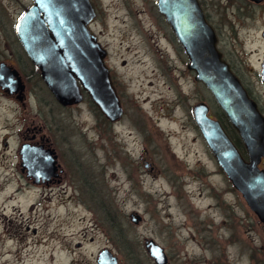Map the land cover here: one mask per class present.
Here are the masks:
<instances>
[{
    "label": "rangeland",
    "instance_id": "obj_1",
    "mask_svg": "<svg viewBox=\"0 0 264 264\" xmlns=\"http://www.w3.org/2000/svg\"><path fill=\"white\" fill-rule=\"evenodd\" d=\"M90 1L89 29L106 51L122 112L110 120L84 90L80 101L61 105L37 85L38 69L26 82L24 107L0 92V264H99L103 250L115 264H157L150 240L165 253L164 264H264V222L192 116L198 101L214 118L219 107L187 68L156 0ZM199 2L218 49L264 114V0ZM31 3L0 0L1 58L16 62L13 23ZM30 116L54 120L46 137L60 172L15 198L20 131Z\"/></svg>",
    "mask_w": 264,
    "mask_h": 264
},
{
    "label": "water",
    "instance_id": "obj_2",
    "mask_svg": "<svg viewBox=\"0 0 264 264\" xmlns=\"http://www.w3.org/2000/svg\"><path fill=\"white\" fill-rule=\"evenodd\" d=\"M156 7L186 55L187 68L224 113L246 156L219 119L209 115V105L198 101L192 106V116L205 143L233 187L264 222V168L259 167L264 159V114L218 49L216 33L199 0H156ZM94 15L90 0H33L17 20L15 33L61 105L80 101L84 90L99 111L114 120L122 108L103 60L106 51L89 29ZM10 74L13 77L16 71ZM260 79L264 85V55ZM0 83L18 86L19 78L10 80L1 70ZM49 151L20 149L22 159L44 175L53 167ZM147 245L155 262L164 264L167 258L162 248L152 240ZM105 255L106 250L99 253V264H115Z\"/></svg>",
    "mask_w": 264,
    "mask_h": 264
},
{
    "label": "flooded vegetation",
    "instance_id": "obj_3",
    "mask_svg": "<svg viewBox=\"0 0 264 264\" xmlns=\"http://www.w3.org/2000/svg\"><path fill=\"white\" fill-rule=\"evenodd\" d=\"M33 1V0H32ZM27 6L24 8V10L21 12V14L18 15L17 19L13 23V35L14 39L16 40V43L18 44L19 51L16 52L17 58L14 61H8L6 58L0 57V71L7 72V75L9 76L10 80H15L16 77L19 78V85H9L3 83H0V92L9 100H13L17 103H20L22 107L25 106V100L29 96L27 94V84L28 78H31V75L33 73H36L38 71L37 67L31 62L29 57L27 56L25 50L23 49L21 43L19 42V39L15 33V24L19 17L22 15V13L25 11ZM12 35V34H11ZM175 37V36H174ZM18 66V67H17ZM16 71V75L13 77L11 76V72ZM30 73V74H28ZM40 74V72H39ZM39 77V76H38ZM37 77V78H38ZM41 78V76H40ZM31 80V79H30ZM37 85L45 84L43 79H38ZM36 85V86H37ZM46 85V84H45ZM34 86V88L36 87ZM39 86V85H38ZM34 92H32L33 94ZM249 93V92H248ZM58 102V101H57ZM59 103V102H58ZM51 126V127H49ZM55 124L54 120H51V122L46 123L42 119H36L33 116L28 117L23 122V128L20 131V144H19V156L20 160L18 162L17 170L18 173L16 176H14L12 179H14V182H17L19 186H15L13 188L12 196L16 198L18 194L16 193H22V190L24 186L29 185L31 188L37 189L42 184H50L58 180L59 177V168L58 163L56 161V154L54 152V149L50 146L49 139L46 137L47 134H51L52 130L54 129ZM1 142L4 146L7 145L6 137L3 136L1 139ZM26 147V148H43V149H50L52 151V155L54 156L55 163L53 164V167L51 168V171H48L45 175L42 172H39V169L34 168L31 164V166L28 165L27 161H24L22 158V153H20V149ZM13 182V183H14ZM10 186L11 185V182ZM29 188V187H28ZM10 198V197H9ZM33 231H35L33 229Z\"/></svg>",
    "mask_w": 264,
    "mask_h": 264
},
{
    "label": "trees",
    "instance_id": "obj_4",
    "mask_svg": "<svg viewBox=\"0 0 264 264\" xmlns=\"http://www.w3.org/2000/svg\"><path fill=\"white\" fill-rule=\"evenodd\" d=\"M218 108V107H217ZM216 113V117L217 119H219V121L222 123L223 127L225 128V130L227 131V133L229 134V136L231 137V139L233 140V142L235 143V145L238 147V149L242 152H244V148H243V144L238 136V134L236 133V131L231 127V125L229 124V122L227 121L224 113L218 108ZM243 154V153H242ZM245 155V154H243Z\"/></svg>",
    "mask_w": 264,
    "mask_h": 264
},
{
    "label": "bare ground",
    "instance_id": "obj_5",
    "mask_svg": "<svg viewBox=\"0 0 264 264\" xmlns=\"http://www.w3.org/2000/svg\"><path fill=\"white\" fill-rule=\"evenodd\" d=\"M61 204V206H63V204H62V202L60 203ZM60 249V252H62V254L64 255V256H67L68 255V252H67V250H66V248H59ZM50 260H51V257H50ZM70 264H73V263H70ZM75 264V263H74ZM77 264V263H76Z\"/></svg>",
    "mask_w": 264,
    "mask_h": 264
}]
</instances>
